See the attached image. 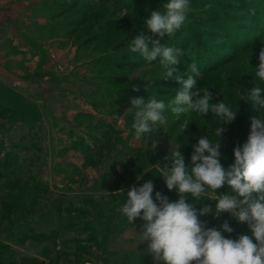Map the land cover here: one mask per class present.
Listing matches in <instances>:
<instances>
[{
    "label": "rangeland",
    "instance_id": "374dc122",
    "mask_svg": "<svg viewBox=\"0 0 264 264\" xmlns=\"http://www.w3.org/2000/svg\"><path fill=\"white\" fill-rule=\"evenodd\" d=\"M160 3L0 0V85L16 97L3 99L0 88V189L6 195L7 178H21L37 195L36 214L46 218L30 217L18 230L14 226L12 239L0 231V244L6 242L19 264H52L40 252L55 254L64 241L75 254L65 259L67 264H101L95 245L85 241L98 215L108 228L110 250L119 258L153 264L147 241L137 243L144 221L128 225L119 214L124 194L150 180L153 194L173 193L174 202L179 194L166 189L162 176L152 175L155 167H171L173 151L191 154L197 139L205 132L214 138L221 124L212 113L203 118L193 113L170 117L167 128L151 139H132L130 98L147 101L157 92L167 103L180 88L172 78L155 79L158 58L149 64L128 51L139 33L155 39L143 19ZM163 43L182 50V63L173 66L182 79L186 65L195 63L201 72L197 86L207 89L213 103L234 106L238 87L251 90L256 83L264 0H190L185 24ZM26 108L37 119L27 126L22 123L29 115ZM255 115L251 103L238 102L236 116L219 133L221 157L246 141ZM225 187L220 194H234ZM109 222L115 226L108 227Z\"/></svg>",
    "mask_w": 264,
    "mask_h": 264
},
{
    "label": "clouds",
    "instance_id": "9594fccd",
    "mask_svg": "<svg viewBox=\"0 0 264 264\" xmlns=\"http://www.w3.org/2000/svg\"><path fill=\"white\" fill-rule=\"evenodd\" d=\"M159 5L143 19V27L155 39L139 33L130 39L128 51L149 64L158 58L160 71L155 79L172 78L180 88L167 103L157 98V92L148 95L147 101L143 97L130 98L132 139H151L158 130L167 128L170 117L193 113L202 118L212 113L221 124L214 138L205 132L192 145L190 163L173 151L171 167L156 166L155 174L151 173L163 177L166 189L175 188L178 199L170 202L158 191L153 194L152 182L145 181L124 194L119 214L128 225L135 218L144 221L137 243L147 241L146 251L155 264H264V47L258 54V66L252 68L256 83L251 90L239 86L236 91L238 102L251 103L256 115L251 119L246 141L233 148L232 163L225 168L220 162L219 133L236 116L238 102L231 107L223 100L213 103L207 89L197 86L201 72L195 63L186 65V78H181L173 66L182 63V50L163 41L185 24L190 0H162ZM175 137L172 145L176 144ZM225 185L234 194H218L217 190ZM205 200L214 203L208 206ZM197 204L198 211L194 207ZM222 212L238 223H246L251 238L246 234L235 240L226 238L222 233L233 231L227 221L216 230L206 228L198 219V215L211 213L218 217Z\"/></svg>",
    "mask_w": 264,
    "mask_h": 264
},
{
    "label": "trees",
    "instance_id": "16d2710c",
    "mask_svg": "<svg viewBox=\"0 0 264 264\" xmlns=\"http://www.w3.org/2000/svg\"><path fill=\"white\" fill-rule=\"evenodd\" d=\"M42 30V29H41ZM40 30V31H41ZM5 87V88H4ZM0 88L2 90V97L3 99L7 98H16L12 95L10 90L2 84L0 85ZM25 111H27V114H31V116L28 115L26 120L22 121L24 125H31L30 123L36 122V114L30 109L26 108ZM12 113L11 111H9ZM28 121V123L26 122ZM180 154L183 156L184 161L186 164L190 163L188 159L190 158V154H187L185 151L180 152ZM223 155V154H221ZM10 156L5 155L4 163H8L10 161ZM233 157L232 153L229 154L228 157H221L220 156V162L223 167L227 168L228 165L232 163ZM147 178V177H146ZM147 180V179H146ZM141 185V184H140ZM139 186V185H138ZM3 188L6 191V195H4L2 192V189H0V231H2V235L4 237H7L12 231L13 227L16 226V230L18 228L26 223L27 221H30V217H36L40 222L44 221L46 218L42 216V214H36V197L37 195L33 192H30L31 190H26V183L25 181L21 180V178H7V181ZM226 189L225 186H222L217 190L218 194L222 193ZM226 191V190H225ZM38 192V191H36ZM167 199L172 202L173 199H175V195L173 193L168 192ZM39 202V201H38ZM155 202V201H154ZM205 204L208 206L213 205V201L205 200ZM194 207L199 210L200 205H194ZM46 209V207H44ZM55 207H51L48 210L49 218L51 219L53 217L52 210H54ZM34 213V216H31ZM47 213V214H48ZM99 220L95 219L96 225L93 227V230L88 234L85 241L88 243H92L97 248L98 254L96 255L101 262V264H147V261H129L127 258H119L120 256L119 252H113L110 250L107 246V239H108V228L106 225L102 224V217L98 215ZM101 217V218H100ZM199 217V215H198ZM201 222L204 223V226L206 228H213L216 230L220 229L221 223L224 221H227L230 227H232L233 231L231 233H222L226 238H232L236 239L241 234L249 235L251 238V233L249 229L246 227L245 224H242L241 222H236L234 218H232L227 212H222L218 217L212 215L211 213L204 214L202 218H199ZM124 221V219H123ZM136 221H142L139 218H135L132 222ZM131 222V223H132ZM121 223V222H120ZM126 225L125 223H123ZM30 225V224H29ZM115 226V224H112L109 222L108 227ZM16 232V231H15ZM1 233V232H0ZM31 234V232H29ZM110 236V235H109ZM12 235H9L7 239H12ZM38 238L39 236L31 235V238ZM6 239V240H7ZM43 241L49 242L52 240V237H42ZM64 241V240H63ZM78 241V240H76ZM73 242L74 243H76ZM97 241V242H96ZM3 243L6 244V242L3 241ZM0 244V264H19L14 257V254L9 250L8 247ZM68 243L64 241L60 242L59 250L54 252H46L42 250L40 252V255L47 254L46 258L48 261H50L52 264H67V261H65L66 258L71 257L75 258V254H70V251L66 249L68 247ZM95 257V258H97ZM153 264H155L154 261H152ZM23 264V263H21ZM28 264V263H24ZM33 264V263H31ZM35 264H42V263H36ZM162 264V262H161Z\"/></svg>",
    "mask_w": 264,
    "mask_h": 264
}]
</instances>
